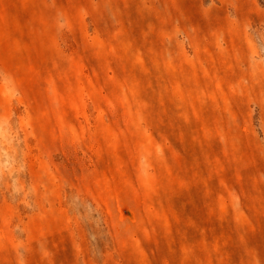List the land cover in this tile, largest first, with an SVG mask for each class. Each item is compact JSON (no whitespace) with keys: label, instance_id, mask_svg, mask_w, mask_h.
Returning <instances> with one entry per match:
<instances>
[{"label":"rangeland","instance_id":"obj_1","mask_svg":"<svg viewBox=\"0 0 264 264\" xmlns=\"http://www.w3.org/2000/svg\"><path fill=\"white\" fill-rule=\"evenodd\" d=\"M0 264H264V0H0Z\"/></svg>","mask_w":264,"mask_h":264}]
</instances>
